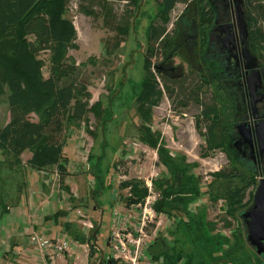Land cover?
I'll list each match as a JSON object with an SVG mask.
<instances>
[{
    "label": "trees",
    "instance_id": "16d2710c",
    "mask_svg": "<svg viewBox=\"0 0 264 264\" xmlns=\"http://www.w3.org/2000/svg\"><path fill=\"white\" fill-rule=\"evenodd\" d=\"M74 1L80 12L88 15L92 12L87 10L92 7L85 4L92 1L100 5L120 4L125 20L131 23L133 33L136 31L141 33V29H133L142 15L139 13L141 0H0V103L7 104L10 112L9 123L0 128V148L4 150L5 156L8 155L11 160L17 162L14 161L16 165L22 162L21 156L25 152H31L32 156L27 164L37 171H48L62 166L67 131L73 123L82 121L93 109L99 111L98 115L105 110L103 120L109 115L101 101L96 105L91 104L92 93L81 79L79 66L69 55L70 50L77 48L78 32L74 23L64 14ZM187 1L155 0L156 15L142 35L146 37L149 50L143 56V69L146 75L140 83L141 86L134 90L139 105L138 111L140 113L143 109L141 119L146 125L152 121L150 120L152 112L147 114L144 110L159 107L164 95L172 101L174 111L189 108L190 104L199 106L201 113L196 117V123L206 128L203 136L206 138L207 147L203 156H208L209 150L213 152L221 150L227 152L231 159L229 144L233 141V118L235 119L238 108L237 100L231 89L225 86L226 83H219L211 101L204 103L202 98L204 86L196 76H191V80L166 79L157 71L158 77L166 87L165 92L154 79L153 69L159 66L162 57L165 59V56H162L163 51L168 48L171 40L170 31L173 24L171 25L170 16L178 4H185ZM244 1L250 43L262 54L264 63V0ZM142 12L145 13L143 10ZM125 32L128 33V30ZM42 54H47V58H43ZM151 77H154V81L150 80ZM139 128L144 143L157 149L159 136L143 129L144 126ZM92 158L97 160L94 165L90 164ZM104 158V155L98 157L89 153L88 173L94 174L96 169L99 171ZM163 158L169 161L166 163L171 178L162 181L158 186L162 200L156 204V210L159 213L164 211L175 220H180L181 223L180 221L175 223L177 231L174 235L184 231V238L189 241L193 239V234L201 235L199 225L204 222L203 218L196 221L195 217L183 213L184 209L180 206L185 202L181 199L183 198L181 194L192 191L193 178L196 177L192 174L187 175L191 171L187 170L186 165L182 166L184 163L166 159V155ZM233 159L234 163L238 161V164H241L234 151ZM65 173L67 169L60 167L58 174ZM218 176L231 185L224 190L228 201L237 206L238 210L243 209L246 191L255 184L254 177L247 176L240 169L233 167L221 170ZM236 180L238 190L233 189ZM240 184L243 188H240ZM143 185V181L133 179L122 186L124 189L132 186L133 201L141 202L147 195ZM154 186L156 188L157 184L154 183ZM196 192L195 197L188 198L190 201L192 199L196 201L199 191L196 189ZM94 193V190L91 191L90 196L95 197ZM167 203H170L172 208L170 211L165 210L168 207ZM213 240L211 237L200 239L194 252L190 254L184 251L185 242L182 245L183 249L168 247L164 241L163 244L156 242L149 250L164 254V264H178L183 259H186L185 264H218L223 262L219 261L221 257L227 260L226 263L231 264L259 263L260 257L254 253L245 236L235 238L236 246L234 244L228 246L216 239L217 243H214ZM159 249L163 251H158Z\"/></svg>",
    "mask_w": 264,
    "mask_h": 264
},
{
    "label": "rangeland",
    "instance_id": "374dc122",
    "mask_svg": "<svg viewBox=\"0 0 264 264\" xmlns=\"http://www.w3.org/2000/svg\"><path fill=\"white\" fill-rule=\"evenodd\" d=\"M146 1L147 0H141V10H143ZM85 5L92 7L87 10L92 12L91 15L81 13L79 6L77 7L76 1H74L71 4V8L64 16L74 23L78 32L77 48L70 50L69 55L79 66L81 70V79L88 85V89L92 93L91 104L96 105L99 99L108 100L109 97H111L116 89L118 81L124 73H126V76L128 75V79L131 78L135 82H140L143 80L145 72L143 69V59L141 57L136 56L134 63H129L127 59L130 57V54L133 53L132 51L136 49L132 50L130 45L133 31L131 30V23L129 24V22L125 20V14L120 4H114V6L110 4L100 5L92 1ZM238 6L241 9V22H244L245 26L247 22L245 1L238 0ZM183 9L184 6L182 5L176 8L175 12L170 16L171 25L177 21ZM141 10L139 13H141ZM144 12L148 17L151 16V21H148L152 22L156 12L152 14L147 10H144ZM132 21L134 23V20ZM139 22L140 21H138L137 25L140 26ZM142 27H144V25H142ZM126 30H128V33L125 32ZM145 30L146 29H141L140 36L145 33ZM185 32H187V30ZM135 34H137V32ZM244 38V48H247L250 56L258 61V71L263 75L264 63L262 54L253 48L249 36H244ZM173 53L178 55L177 50ZM134 54L137 55L136 52ZM134 54L132 56H134ZM41 56L47 58V54H42ZM181 61H183V56L179 54L178 59L172 61L171 65L175 63L176 67L182 65V68L185 69ZM130 62H133V59ZM130 65L134 66V70H130L128 74L127 70L131 67ZM181 70L180 68V71ZM187 71L190 70L187 69ZM156 72V69H153L155 75V78H153L156 79L158 86L163 85L162 88L166 89L164 82L158 77ZM153 78L151 77L150 80L154 81ZM128 87L129 89L131 88L130 85H128ZM204 91L202 98L204 103H208L209 100L211 101V97L214 94L211 89L205 88ZM131 99L132 96L127 92L123 93L121 111L116 112L115 119L107 125L105 137L102 136V138H105L109 142V146L104 148L105 150L103 149L105 145L103 146L101 140L99 141L101 137L99 133L101 132L100 129L104 121L105 110L98 115L99 111H94V109L90 110L82 121L73 123V125L68 128L65 141V159L61 163L62 166L59 165L48 171H37L32 169L27 164L29 157L32 156V153L29 151L21 156L22 162L16 165L14 163L15 160H11L8 155L5 156L4 150L0 148V218L7 212L8 207L13 206L15 202H17L18 199L15 190L17 188L24 190L28 186V178L33 171L38 173L41 172L46 178L44 183H42L43 186L50 184L51 188L53 186L57 188L58 179L61 177L62 179L67 178L70 174L68 167L72 164L71 167L75 168L78 173V179L81 178V175H86L89 187L87 184L85 187L84 184V188H82V186L80 189V194L86 195L90 200L86 205L84 204L83 207L86 209L89 217L91 214L92 219L94 218L92 216L91 207L96 204V202L99 203L101 211L100 213L98 212L99 214L97 213L99 227L98 238L100 247L104 251L107 259L109 256L107 240L111 233V212L114 203L112 185L116 172H120V168L124 169L129 172L127 173L128 176L136 178L137 180L140 177L143 179L148 178L153 174L155 177L154 183L157 184L156 190L161 194V192L158 191L160 190L158 186H160L162 181L171 178V172L166 163L169 161L163 158V156L166 155V159L184 163L182 166L186 165L187 170L191 171L187 175L190 176V174H192L196 177L195 179L193 178L192 191L181 194L183 197L181 199L185 204L180 207L184 209L183 213L188 214L190 217H195L196 221L203 218L204 223L199 225L201 228V235L196 234L194 236L193 234V239L186 241L184 238V231L178 234L176 233L173 238L174 231H177L175 230L176 226L169 229H174L171 233V237L165 236L164 230L167 227L168 219L163 216V221L160 225L156 224L153 227L147 228V232L153 234V237L158 234L155 241H157V243L161 242L162 244L165 241L169 245L170 243L171 245L174 243V247L177 249H183L182 245L183 242H185L184 251L186 254H190L194 252L200 239H207V237L214 238V243H217L216 240H220L228 244V246L229 244H234L236 241L235 238L238 239V237L245 236L248 240L247 224L242 217L250 211L253 205H251L252 199L250 195H253L252 193L256 190L259 177L252 170L251 165H241L238 164V161L234 163L233 141L229 144V151L232 153L231 159L228 157L227 152L221 150L214 152L209 150L207 152L208 156L204 157L203 154L205 153L207 145L206 138L203 134L206 128L196 123V117L201 113V108L199 106L190 104L189 108H181L174 111L172 101H170L167 95H164L159 107L153 110L147 108L144 110L147 114L152 112L150 115V120L152 121L145 125L141 119L143 109L139 113V105L131 102ZM124 111L129 112L130 121L128 122H126L125 115H123ZM9 120V108L7 104L1 102L0 128L6 126ZM141 126H144L143 129L147 131L150 130L151 133L159 134V147L157 149L150 147L148 144L145 145L146 143L144 144L139 130ZM129 144H133V147L129 146ZM88 153L98 157L104 155L105 157L99 171L96 169L94 174L82 172L83 166L80 162H85L86 158H88ZM126 156L138 158L137 161L139 162L140 160V163L125 162L124 158ZM186 159L187 162H181ZM76 162L79 163L77 166ZM96 162L97 160L93 158L92 161L90 160L91 165H94ZM154 166L155 169L153 170ZM60 167L67 169L65 175L57 174ZM230 167L240 169L247 176H253L255 180V184L246 191V200L243 203L244 210H238L237 206H233L224 195L225 188L231 185L219 179L218 175L221 170H226ZM76 171L73 172L74 175H76ZM155 172L158 173V176ZM139 180L141 181L142 179ZM235 183L233 189L238 190V180H236ZM140 185L142 184H139V186ZM240 188H243L241 184ZM196 189L199 191V194L196 196V201L192 199V203L188 198L195 197L194 193ZM93 190L95 191V197H90L89 195H91V191ZM121 195L124 196L125 193L122 191ZM185 198L188 199L190 203ZM92 199H95L96 202L92 201ZM160 200H162V198ZM214 202L216 204H214ZM180 203L182 202L180 201ZM167 206L165 210L170 211L172 209L170 203H167ZM80 207L82 206L76 203V210ZM166 214L168 213H165V215ZM159 216L161 217V215ZM77 223L79 222L77 221ZM179 223H181V221ZM77 230L79 231L78 227H76V250H78L81 245V249L84 251L88 246L85 241H82V238H79ZM230 230L234 231L233 235H230ZM249 245L253 247L250 242ZM234 246H236V244H234ZM143 248L144 247H140L141 250ZM253 248L255 249V247ZM163 249H159L158 251H163ZM253 251L258 255V258L260 257L259 263L257 264H264V253L259 255L258 249ZM146 252L149 253V249H147ZM82 256L83 258H80ZM161 256L165 260V255L161 254ZM139 261V264H158L157 262H145L144 256H142ZM219 261L223 262H219L218 264H231L226 263L227 260L223 257H221ZM82 263L88 264L87 258L76 251V264ZM0 264L3 263L0 262ZM41 264H43V261ZM233 264L238 263L234 262Z\"/></svg>",
    "mask_w": 264,
    "mask_h": 264
},
{
    "label": "flooded vegetation",
    "instance_id": "af4514ba",
    "mask_svg": "<svg viewBox=\"0 0 264 264\" xmlns=\"http://www.w3.org/2000/svg\"><path fill=\"white\" fill-rule=\"evenodd\" d=\"M180 5L184 6V9L178 16L177 21L171 26L170 31L171 40L173 41L170 40L168 48L165 52L163 51L162 56H165V59L163 57L160 59L159 66H156V71H159L166 79L181 80L187 78V80H191V76H196L202 81L203 88L211 89L212 92L215 91L219 83H226L225 86L227 85L231 89L237 100L238 108V113L235 119L233 118L232 148L234 149V155L239 158L241 165L250 164L252 170L259 177L256 190L251 198L252 208L255 203L258 183L260 184V181L264 180V150H262L254 132L256 124L264 121V71L262 72L263 75L260 73L262 81L257 80L260 84L258 86L256 84L257 81H252L251 78L255 75L259 76V71L251 70V72H248L245 68L246 64L254 65V62H247L243 56L245 38L241 33V9L238 6V0H188L185 4H178V6ZM144 10L149 11L151 14L156 12L155 0H147L143 7ZM141 14V16L139 15L140 26H135L134 24L133 29H148L150 26L148 20H150L151 16L148 17L142 10ZM186 30L187 32H185ZM136 32L137 34L135 32L132 33L130 45L132 50L136 49L132 52H136L137 55L134 54V56L128 57L129 63H134L136 56L143 59V56L149 50L146 37L140 36V31ZM225 40H228L227 43H225ZM175 50H177L178 55L183 56L181 63L184 64L185 69L182 68V65L179 67H176L175 63L171 65L172 61L178 59V55L173 53ZM132 59L133 62H130ZM130 66L127 70L128 74L130 70H134V66ZM180 68L182 69L181 71ZM186 68L190 71H187ZM253 71L255 72L254 74L252 73ZM141 82H135L131 78L128 79V75L126 76V73H124L111 97L107 98L108 100L99 99L106 111L109 112V115L103 121L101 132L99 133L101 136L99 141L101 140V144L105 145L103 149L109 146V142L102 136L105 137L107 125L115 119L116 112L121 111L123 93L127 92L131 95V102L138 105L137 95L134 90L141 86ZM128 85L131 86L130 89ZM251 85L255 86L254 89L251 88L252 91L250 92L249 88ZM162 86L159 87L165 92ZM123 115H125L126 122L130 121L129 112L124 111ZM241 124H246L252 129L253 137L251 146L248 145L239 149L238 146H235V143L240 140L237 127ZM156 135L159 136V134ZM244 149L246 150L244 151ZM132 162L139 164L140 160L139 162L131 161L130 163ZM92 201L96 202L95 199H92ZM97 204L96 202L94 205L97 206ZM242 218L246 219L244 216ZM94 229L87 240L82 237L81 231L79 235L89 245L91 262L93 264H115L110 258V236L107 240L109 256L106 259L104 251L99 244L98 224L95 225ZM255 249L253 248V250ZM149 255L153 260H157L160 257V254L154 250H149Z\"/></svg>",
    "mask_w": 264,
    "mask_h": 264
},
{
    "label": "built area",
    "instance_id": "2783aa9c",
    "mask_svg": "<svg viewBox=\"0 0 264 264\" xmlns=\"http://www.w3.org/2000/svg\"><path fill=\"white\" fill-rule=\"evenodd\" d=\"M131 147H133V144H131ZM124 159L125 162L138 160V158L133 156H126ZM83 162L84 161L80 162L83 166L82 172L88 173L90 171L88 158H86L84 163ZM154 169L155 167L153 170ZM119 171L120 172H116L112 185L114 203L111 212L110 258L115 262V264H139V260H141L142 256L145 257V262H157L158 264L165 263L161 254L159 259L153 260L149 253L146 252L147 249H150L151 246L156 244L157 241L155 240L158 237V234L154 237L153 234H149L147 232V228L153 227L156 224L160 225L164 216L168 219L164 234L166 237H171V233L174 229H169L174 227L175 223L179 220H175L168 214L165 215V213L157 212L156 204L160 200V194L154 186L155 177L153 174L145 179L141 177L138 178V180H143V186L147 190V195L141 202H134L133 193L131 192L132 186H128L124 189L122 185L127 182H131L136 178L128 176L127 173L129 172L124 169L120 168ZM155 173L158 176V173ZM122 191L125 193L124 196L121 195ZM71 197L76 200L77 204L82 206L76 210V222H79L77 225L80 227L82 237L87 240L96 225L91 217H89V215L84 211L83 205L87 202V199L81 197L77 191H74ZM159 215H161V217ZM233 234L234 231L230 230V235ZM174 237L175 236L173 234V238ZM28 241L31 246L43 255V264H67L66 255L70 250V242L62 236L52 239L47 235L31 233ZM86 244L88 247L84 251L87 263L89 264L91 260L90 248L87 241ZM167 245L168 247L174 248V243L173 245H171V243L170 245ZM140 247L144 248L141 250ZM185 263L186 260L183 259L178 264Z\"/></svg>",
    "mask_w": 264,
    "mask_h": 264
},
{
    "label": "crops",
    "instance_id": "0c3cea01",
    "mask_svg": "<svg viewBox=\"0 0 264 264\" xmlns=\"http://www.w3.org/2000/svg\"><path fill=\"white\" fill-rule=\"evenodd\" d=\"M78 164L76 162V166ZM71 165L68 167L70 174L65 179H58L57 188H51L50 184L43 186L46 178L41 172L33 171L28 178V186L24 190H15L17 202L8 207L7 212L0 218L1 263L41 264L44 261L43 255L28 241L32 232L52 239L62 236L70 242V250L66 255L67 264H76V251L85 256L81 245L76 250V227L79 229L77 235H80V228L76 222V200L71 195L77 191L81 197L87 199L86 205L90 200L86 195L80 194V189L82 186L84 188V184L86 187L88 181L86 175H81L78 179V173L73 174L76 169ZM84 211L86 212L85 208ZM100 211L99 203L91 207L92 216L98 215ZM91 260L89 263H92Z\"/></svg>",
    "mask_w": 264,
    "mask_h": 264
},
{
    "label": "water",
    "instance_id": "95a60500",
    "mask_svg": "<svg viewBox=\"0 0 264 264\" xmlns=\"http://www.w3.org/2000/svg\"><path fill=\"white\" fill-rule=\"evenodd\" d=\"M241 24V33L244 36H249V30H248V26L247 23L244 26V22H240ZM228 40H225V43H227ZM244 41V40H243ZM245 43V41L243 42ZM243 56L244 58L247 60V62H254V65H249L246 64L245 68L248 71L251 70H258V64H257V60L254 59L252 56H250L249 51L247 50V48H244L243 50ZM144 64V63H143ZM253 74L255 73L254 71L252 72ZM259 76H254L251 78L252 81H257L260 80V72ZM259 81V82H260ZM258 86H260V84L256 83ZM255 85H251V87L249 88L250 92L252 91V89H254ZM237 130L239 132L240 135V140H238L234 145L238 146L239 149H241L244 146H251V142H252V129L249 128L246 124H241L237 127ZM255 135L258 139V142L261 145L262 150H264V121H260L259 123L256 124L255 126ZM246 149H244L245 151ZM93 222L95 224L98 223V215L94 214L93 216ZM245 219V223L247 224V228H248V241L251 243V245L253 247H255L256 249H258V254L261 255L264 253V180L260 181V184L257 188V191L255 193V203H254V207L251 208V210L249 212H247L244 215ZM250 219V220H248ZM110 264V263H109Z\"/></svg>",
    "mask_w": 264,
    "mask_h": 264
}]
</instances>
